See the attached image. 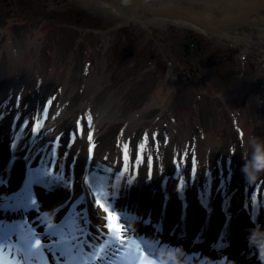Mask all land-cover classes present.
I'll return each mask as SVG.
<instances>
[{"label": "rangeland", "instance_id": "1", "mask_svg": "<svg viewBox=\"0 0 264 264\" xmlns=\"http://www.w3.org/2000/svg\"><path fill=\"white\" fill-rule=\"evenodd\" d=\"M31 1L32 15L29 16L26 10H17V5L20 6L22 3L14 0H0V111L7 116L5 119L7 126L15 125L16 131H23L24 134L30 136L25 137V145L28 149H36L35 146H38L46 153L50 146L49 141H53L52 144L60 143L53 153H48L54 158L50 155L46 157L58 164V169L62 170L70 187L73 188L82 178L84 170L89 173L97 167V164L105 172L113 167L121 171L126 170V173L131 170L128 173L131 174L136 168L130 162L135 161L138 151L142 157L151 158L148 163L146 161L147 166L152 163L156 165L165 163L164 159L161 161L160 159L168 157L171 160L170 168L173 169L176 166L174 160L177 159V162L182 163L183 173H197L196 177L191 178V182L189 181L190 186L193 187L192 192L205 186L204 179L211 177L212 181L207 184L214 191H219L217 195L221 194V202L222 198L232 196L239 206L248 196L254 204L262 206L260 213H264V201L260 199H264V84L259 87L263 90L262 97H252L255 93L253 85L245 84L244 88L242 86L246 82L244 78L248 76L243 66L236 65L235 67L230 64L232 66L228 65L227 68L218 67L208 70V74L213 75L210 82L217 84L218 87L217 105L219 108L215 118L218 128L206 129V133L194 142V138L190 137L202 131L203 126L199 124L201 121L191 125L195 131L192 133L188 124L185 125L186 122L180 119L175 121V118L171 119L168 113L175 110V113L183 117L188 115V112L196 110L192 108L193 99L190 97L188 103L178 101L180 96H187L188 99L189 89L181 94L177 81L173 82L167 75L148 76V79L143 81L145 83L139 85V89L131 83L135 79L118 81L125 72L123 67L117 80L109 73H106L105 79L98 73L92 76L88 69L85 70L83 64L89 62L88 67L92 64V67L97 69L100 65L107 69L110 64L108 55L114 42L113 36L105 34L106 41L103 46L99 42L101 36L97 35L94 38L87 37L84 41L76 42V38L81 34L73 29L75 27L72 26V20L62 19V25L65 21L67 24L63 26L64 34L61 33V35L59 31L55 35L50 32L46 33L44 26L35 23L34 20H29V18L40 19L41 15L45 14L44 12H57L58 16H61L70 8H76L93 14H97L93 12L94 10L107 14L109 16L106 17L107 22L112 27H118L124 24L120 20H125L121 18L120 11L112 5L109 7L107 2L104 3L105 1L102 0ZM13 7L16 10L14 12H12ZM193 8L190 7V10ZM101 25V29L106 27ZM158 31L157 33L151 32V35L159 37L161 31ZM151 35L150 38H152ZM142 38L140 36L139 40ZM241 39L244 42L242 35ZM72 40L75 42L72 43ZM218 42L222 43L220 40ZM141 44L137 47L142 46ZM164 45L159 50H165L164 55L169 56V51ZM121 48L118 47V54H122ZM131 50L128 53H134ZM89 51L90 54H87ZM130 56L136 57L134 54ZM125 59H127L125 66L137 61V58L135 60L129 57ZM172 62L175 63L174 59ZM174 66L177 68L178 63ZM150 68L154 71L153 67ZM213 72L220 74L221 78ZM258 75L261 76L262 72H258ZM190 77L199 78L198 75ZM194 82L200 84L195 79ZM221 87L226 92L224 96L220 91ZM230 88L235 91L234 96L237 97L233 104L227 99V95L232 94ZM202 91L206 92V90ZM142 93H144V98L140 101L142 107L132 105L134 104L132 96ZM246 94L251 96L250 99H246L248 98ZM245 96L246 98L241 100ZM172 97L174 102L171 100ZM246 100V108L238 111L237 105ZM136 101L137 99H134V102ZM57 102L60 103L57 104ZM226 108H231L233 111ZM2 113L0 114L1 121L4 119ZM199 114L201 116V110ZM233 114H236L233 116L234 120L231 119ZM88 119L95 123L89 124ZM164 119L169 121L165 129L159 125ZM31 123L35 127H25L27 124L30 126ZM52 125L54 127L51 129L52 133L46 136L49 131L48 127ZM223 125L226 127H221ZM155 126L156 128L151 130ZM168 130H171V133L167 134ZM236 132L246 133V135L238 136ZM222 133L235 134L236 142L223 144L225 139ZM252 147L254 148L251 149ZM159 149H162L161 153L157 151ZM246 150H253L254 166L260 162L258 170L253 169L252 173L246 163ZM48 151H52V148L50 147ZM93 151H95L94 156ZM224 170L228 173L226 179ZM55 175L60 176L58 173ZM172 179H174L172 184L175 185L176 179L173 177ZM251 180L253 182H250ZM78 207L76 216L70 219L69 223H79L77 217L82 219L80 214L82 207L79 205ZM85 208L88 211L86 217L89 215V221H91V215L97 218L94 213L100 209L96 203L85 205ZM97 219L106 233L113 234V231L107 228L109 221L105 216H102V220ZM86 231L87 226L84 224V233ZM11 250L13 251L7 248L4 252ZM1 254L4 256L8 253L1 252ZM47 257L48 255L44 256L42 264H48L51 258ZM84 257L87 258V255L85 254ZM10 260V258L0 259V264H8Z\"/></svg>", "mask_w": 264, "mask_h": 264}, {"label": "bare ground", "instance_id": "2", "mask_svg": "<svg viewBox=\"0 0 264 264\" xmlns=\"http://www.w3.org/2000/svg\"><path fill=\"white\" fill-rule=\"evenodd\" d=\"M104 1V3L107 2L106 4L109 7L112 5V7L114 6L120 10V14L127 17L129 21H134V23L142 26L145 32L146 30L155 27L154 30L157 29L155 32L157 33L159 29L158 32L161 31L160 36H152L153 40H160V38H163V36L168 34V31L171 30L172 27L185 33L189 36L187 40V43H189L190 46L188 51L189 56L194 48L191 44L195 43V37L197 35L203 38L217 37L222 40L225 35L238 36L245 32L244 36L254 38L256 37V30L253 29V26L254 28L259 27L260 31L264 30V10H259V8H264V0ZM190 7H194L193 10H190ZM181 18H183V20H181ZM225 26L230 27V30L229 32L223 33L222 27ZM241 26H243L245 30ZM142 33L144 37H147V35L150 36L147 32L146 36L144 31H142ZM238 41L236 40V37H232L229 40V44H236L235 46L238 49L239 55H235L237 58L236 61L239 59L244 60L247 55V50L242 48L243 43L242 39L240 42V37L238 38ZM144 47L145 49L149 47L146 42ZM261 55H263V51H261ZM116 67L122 69L121 66L116 65ZM2 139L4 138L0 136V155L3 160L2 163L0 162V171L4 172H0V174L6 177L4 178L6 181V179H9L7 178V176H9L8 166L12 163L13 156L10 155L7 147L2 146ZM249 160L251 162L253 159ZM20 167L21 165L18 163L17 173H15L14 178L10 179L12 182L9 186H4V189L6 188L7 191L12 192L11 189H16L17 187L23 189L26 188L24 190L28 189L29 192L36 190V192L33 191V197L37 198L40 197L39 193L41 192L44 194L42 195L44 197L50 195L49 192H47L48 189L50 192L54 191L53 193L57 191V189L52 186V182L47 183L48 180L41 184L40 188H37L35 184L32 186L33 189L28 188L26 181L32 182V180L34 181L37 179L33 178L31 180L27 176L24 179L22 177L20 178L22 172H20ZM21 170H23L22 167ZM93 174L94 173H92V175ZM95 174V178L94 176H91V181L94 180L91 183L94 191L87 182L84 189L88 195L91 194L94 197V194L96 193L98 196L103 197V199L106 200L105 206L109 208V211L111 205H113V207H119L122 203H124V205L129 204L128 206H130L131 211H133L132 214H134L131 218L135 219L141 228H144V225L140 220L141 217H138L137 215L144 216L147 223L150 222L152 224L160 223L162 219H164L163 224H160L159 226L160 230L165 231L166 234L169 235V238L176 240L178 242L177 245L180 247L185 248L183 241L195 242L191 248L198 250V252H195V250L192 249L189 254L183 252L182 257L179 254L180 252H176L177 245L174 242L173 247H171L173 251L170 250V252L167 250L160 252L161 249L157 246L156 251L161 254V257L166 259L174 257L175 259L172 260L179 264H191L192 260H194L193 263L196 264H258V262L259 264H263L264 259L260 256L258 245L260 240L264 239V218L261 213H257L256 210H254V216L238 217L230 212V210L235 207L234 200H232L231 205L227 204L228 207L230 206L229 210H217L211 208V206L214 205L213 201L208 209H204L201 203L198 204V201H196L194 197L191 200H189L190 198L187 200L186 198H183L182 195H179L177 190L170 191L169 187L161 188V186L157 184L159 182L158 180L145 183L140 178L133 180V177L128 175H125L127 177L121 178V173H112L114 176H111L108 173L101 175L96 172ZM1 184L6 183L0 179V187ZM82 186L84 187V185ZM46 187L47 189H45ZM37 189L39 190L37 191ZM64 191L62 192L65 194L64 199L58 200L59 202H50L52 203L51 206L53 208H58V206L66 201V199H68V203L73 201L74 194L69 193L67 190ZM69 199H71V201H69ZM75 199L78 198L75 197ZM41 208L44 207L41 205ZM94 214L99 216V213ZM226 215L228 216L227 229H225ZM56 219L58 220L59 217L56 216ZM95 224L98 225L99 223L96 222ZM151 227L155 226L151 225ZM180 229L185 232L183 239L179 233ZM126 230L133 232L129 226H126ZM225 230H227L229 234H227L226 241L221 243L218 237L219 234L225 232ZM202 231L204 232V237L199 240L197 239V234ZM97 232L98 231L96 230L94 236H99ZM143 232L144 233H139L138 236L136 232H133L135 246L136 251L140 250V252L147 254L145 250L147 248H145V244L141 243L140 239L144 238L143 236L146 234L150 235L149 238L151 239L155 237L154 234L149 233L147 229H144ZM22 236H24V234ZM25 237L27 240L30 238L28 235H25ZM253 237H255V239H253ZM118 240L120 241L119 238ZM123 241H125V239L122 240V243ZM224 243L227 248H229V252L227 250L223 252L222 244ZM190 245L191 244H188L187 246ZM151 247L153 248L152 243ZM101 249L102 253L100 256L105 255V248ZM221 254L225 255V258L223 257L222 259ZM219 255L221 257L220 259L216 257ZM184 256L187 258H184ZM36 258L33 250L28 249L26 261L30 260L28 262L32 261L33 263L38 264V259ZM18 259L21 261L24 260L23 256L20 255H18ZM95 259L98 262L100 257H95ZM186 259H190L189 262ZM241 261H244V263ZM94 263L96 264L95 260L91 264Z\"/></svg>", "mask_w": 264, "mask_h": 264}, {"label": "snow or ice", "instance_id": "3", "mask_svg": "<svg viewBox=\"0 0 264 264\" xmlns=\"http://www.w3.org/2000/svg\"><path fill=\"white\" fill-rule=\"evenodd\" d=\"M125 151H127V149H125ZM37 171L43 177L49 178L52 182V186L54 187L62 186L61 184H57L55 182L56 181L63 182L64 180L63 176L53 177L50 172H43L40 169H37ZM76 202L77 201L74 198L73 201L67 205L64 211H67V208L73 207ZM29 203H30L29 209H25L24 207H18L14 212L11 213L0 212V230H6L10 235L16 234L17 232H21V231H28L32 235H36L35 225L29 222V220L26 217V213H28L29 211L32 212L36 211V207L40 203L39 198L33 197L31 195ZM95 203L99 206L100 209H102L105 213L108 214L106 217V219L109 221V223L107 224V228L109 230H112L117 221V216L113 215V213L109 211V208L106 207L105 204L100 202L99 200H97ZM200 203L204 209L209 208L210 197L207 194V190H205V193L201 195ZM9 214H12L13 216H19V220H12L10 222L8 220ZM76 219L79 221V223L76 222L68 223L67 221H65L64 217H61V219L57 221L56 224L48 223L46 225V227L51 231L49 232L48 236L45 237V240H47L50 237L51 240L53 241L50 248L45 249V251H47L48 255L51 257L48 264H82V257L85 254L93 253L95 244L102 243V240H96L95 237L86 236L84 233V221L80 217H77ZM225 221H226L225 229H227L228 227L227 215L225 216ZM115 231L116 233H119L121 231V228L119 226H116ZM218 239L221 243L226 241L227 239L226 232H221L219 234ZM32 248L36 250L42 248L40 238L35 239ZM52 249H55V251H53ZM2 251L3 249H0V252ZM96 251H99V249H96ZM118 251H119L118 246L110 247L108 249V258L111 259ZM141 256L143 257V253L141 254ZM57 258H58V262H57ZM100 264H105L103 259L101 260ZM140 264H146L145 259L142 258Z\"/></svg>", "mask_w": 264, "mask_h": 264}, {"label": "flooded vegetation", "instance_id": "4", "mask_svg": "<svg viewBox=\"0 0 264 264\" xmlns=\"http://www.w3.org/2000/svg\"><path fill=\"white\" fill-rule=\"evenodd\" d=\"M226 37H227L228 40L231 39V37L229 38V36H226ZM188 38H189V37H187L185 40H188ZM194 45H195V46H194ZM196 45H197V43H192V44H191V46L194 47V48H196ZM227 47H229V46H227ZM194 48H193V49H194ZM207 49H209V47H207ZM197 50L201 53V52L203 51V48L198 47V48H196V51H197ZM194 52H195V51H193V52L190 53L191 58L193 57V53H194ZM199 52H198V54L200 55ZM217 52H218V53H222V52H219V51H217ZM227 53H229L227 56H229V55H235V54L238 53V50H237V48H236V46H235V50H230V51L227 52ZM194 57H195V56H194ZM194 57H193V58H194ZM199 57H200V56L195 57V58H194L195 61L198 60ZM221 57H223V56H221ZM193 58H192V59H193ZM197 63L200 64L201 61H198ZM189 65L192 66V62H191V60L189 61Z\"/></svg>", "mask_w": 264, "mask_h": 264}, {"label": "clouds", "instance_id": "5", "mask_svg": "<svg viewBox=\"0 0 264 264\" xmlns=\"http://www.w3.org/2000/svg\"><path fill=\"white\" fill-rule=\"evenodd\" d=\"M253 239H255V237H253ZM259 250H260V256L262 259H264V239L260 240V243L258 245Z\"/></svg>", "mask_w": 264, "mask_h": 264}]
</instances>
